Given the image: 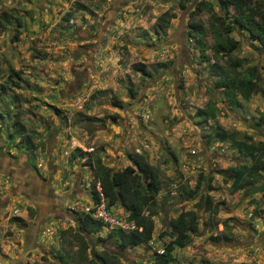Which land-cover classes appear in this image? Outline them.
<instances>
[{"label":"rangeland","instance_id":"obj_1","mask_svg":"<svg viewBox=\"0 0 264 264\" xmlns=\"http://www.w3.org/2000/svg\"><path fill=\"white\" fill-rule=\"evenodd\" d=\"M212 14L229 23L215 0H0V264H90L112 250L109 235L133 227L117 203L106 209L114 222L83 237L84 249L75 239L76 216L98 205L85 160L120 170L139 153L156 170L159 210L150 240L118 253L122 264H152L180 210L197 226L167 264H264V191H232L228 169L250 161L215 136L217 125L264 140V48L237 26L227 32L238 69L254 68L258 80L230 106L213 86L210 55L222 42L210 34ZM190 21L206 29L207 60ZM207 105L213 116L202 121L195 110Z\"/></svg>","mask_w":264,"mask_h":264},{"label":"trees","instance_id":"obj_2","mask_svg":"<svg viewBox=\"0 0 264 264\" xmlns=\"http://www.w3.org/2000/svg\"><path fill=\"white\" fill-rule=\"evenodd\" d=\"M215 4L221 12L226 13L229 23L225 22V14L217 16L212 14V19L218 26L210 23V34L215 41L222 42V44L217 43L212 47L210 55L214 61L211 65V74L215 76L213 86L220 90L230 106L237 107L239 105L237 97L247 100L250 94L256 90L258 80L254 68H248L244 72L238 69L239 59L232 55L236 41L227 37L226 34L232 29V26H237L246 32L249 39L256 41L260 47L264 48V0H215ZM203 8L201 2L195 7L196 11ZM229 9L232 11L230 14L228 13ZM188 28V36L193 38L200 56L207 60L205 50L208 45L204 41L205 27L200 22L190 21ZM224 34L225 37H223ZM222 55L225 58L220 63L218 58ZM133 69L142 75L147 74L141 63L135 64ZM195 114L200 115L201 120L204 121L213 116V108L207 105L204 109H196ZM261 118H264V110L261 112ZM215 127L217 129L215 136L219 141H228L242 157L250 161L248 165L243 163L228 169L231 178L229 187L232 191L258 184L262 177V168H264V140L252 142L246 135L238 138L235 132L225 131L217 125ZM13 128L14 131L18 129L14 125ZM75 151L79 152V149L75 148ZM130 162L131 164L120 170H113L102 164L98 158H95L94 161L85 160V164L91 165L96 172V179L90 188L94 206L99 202H104L106 209L115 203L121 205L126 212L127 221L133 226L129 230L117 229L114 235H109L110 243L115 246L110 251L103 249L100 253L93 252L94 260L90 259V264H122L118 253L139 244H146L151 238L152 216L159 210L155 202L159 186L158 176L155 168L148 163L143 154L131 155ZM200 179L201 175L192 189H184L189 196L197 191ZM209 200V196L204 199L208 204L207 208H209ZM91 210L93 211V209ZM11 220L21 221L16 216L11 217ZM76 221L75 239L79 238L81 249H84L86 244V239L83 237L98 231L106 224L87 213L77 215ZM196 226V214L191 210H180L175 217L168 221L167 228L158 234L160 237L168 235L171 239L162 245L160 252L155 253L152 264H167L173 247H183L189 241V233L194 232ZM103 242L102 244H104ZM95 259L98 263H95Z\"/></svg>","mask_w":264,"mask_h":264},{"label":"built area","instance_id":"obj_3","mask_svg":"<svg viewBox=\"0 0 264 264\" xmlns=\"http://www.w3.org/2000/svg\"><path fill=\"white\" fill-rule=\"evenodd\" d=\"M92 217L98 219L103 223L114 222L109 218V214L106 211L105 205L103 203L98 204L95 210L91 213Z\"/></svg>","mask_w":264,"mask_h":264},{"label":"water","instance_id":"obj_4","mask_svg":"<svg viewBox=\"0 0 264 264\" xmlns=\"http://www.w3.org/2000/svg\"><path fill=\"white\" fill-rule=\"evenodd\" d=\"M246 190H247L248 194H254V193H257V192L264 191V183H260V184H257V185L250 186Z\"/></svg>","mask_w":264,"mask_h":264},{"label":"flooded vegetation","instance_id":"obj_5","mask_svg":"<svg viewBox=\"0 0 264 264\" xmlns=\"http://www.w3.org/2000/svg\"><path fill=\"white\" fill-rule=\"evenodd\" d=\"M0 170H2V169H0ZM3 171V170H2ZM262 171L264 172V168H262ZM7 175H8V173L7 172H5ZM10 177H11V181L13 182V184H15V183H17V185H19L20 186V184H23L22 182L20 183V182H18L16 179L14 180V177L13 176H11L10 175ZM24 193V192H23ZM35 206V205H34ZM36 208V210H35V213H37V209H38V207L37 206H35ZM54 207H55V204H53V205H49L48 206V210L49 211H54Z\"/></svg>","mask_w":264,"mask_h":264}]
</instances>
